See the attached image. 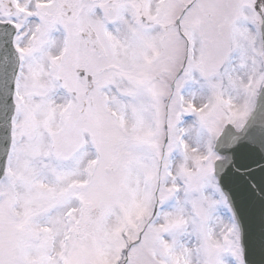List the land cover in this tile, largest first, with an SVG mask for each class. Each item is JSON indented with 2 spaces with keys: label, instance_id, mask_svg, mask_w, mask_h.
Listing matches in <instances>:
<instances>
[{
  "label": "snow or ice",
  "instance_id": "snow-or-ice-1",
  "mask_svg": "<svg viewBox=\"0 0 264 264\" xmlns=\"http://www.w3.org/2000/svg\"><path fill=\"white\" fill-rule=\"evenodd\" d=\"M0 264H264V0H0Z\"/></svg>",
  "mask_w": 264,
  "mask_h": 264
}]
</instances>
